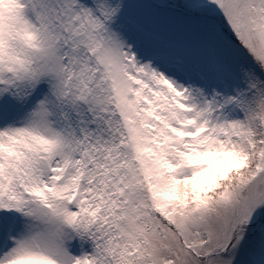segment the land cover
Returning <instances> with one entry per match:
<instances>
[{
	"label": "snow or ice",
	"instance_id": "6c2138e0",
	"mask_svg": "<svg viewBox=\"0 0 264 264\" xmlns=\"http://www.w3.org/2000/svg\"><path fill=\"white\" fill-rule=\"evenodd\" d=\"M0 264H264V0H0Z\"/></svg>",
	"mask_w": 264,
	"mask_h": 264
}]
</instances>
